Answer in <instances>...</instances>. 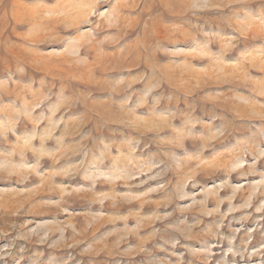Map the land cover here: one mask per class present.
I'll return each instance as SVG.
<instances>
[{"label": "rangeland", "instance_id": "rangeland-1", "mask_svg": "<svg viewBox=\"0 0 264 264\" xmlns=\"http://www.w3.org/2000/svg\"><path fill=\"white\" fill-rule=\"evenodd\" d=\"M0 264H264V0H0Z\"/></svg>", "mask_w": 264, "mask_h": 264}]
</instances>
